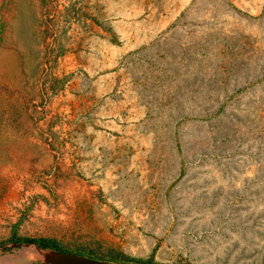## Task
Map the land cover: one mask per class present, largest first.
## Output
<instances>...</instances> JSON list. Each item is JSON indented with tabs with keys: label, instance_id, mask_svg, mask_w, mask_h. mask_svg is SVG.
Returning <instances> with one entry per match:
<instances>
[{
	"label": "rangeland",
	"instance_id": "1",
	"mask_svg": "<svg viewBox=\"0 0 264 264\" xmlns=\"http://www.w3.org/2000/svg\"><path fill=\"white\" fill-rule=\"evenodd\" d=\"M115 255L264 264V0H0V264Z\"/></svg>",
	"mask_w": 264,
	"mask_h": 264
},
{
	"label": "trees",
	"instance_id": "2",
	"mask_svg": "<svg viewBox=\"0 0 264 264\" xmlns=\"http://www.w3.org/2000/svg\"><path fill=\"white\" fill-rule=\"evenodd\" d=\"M14 243L36 244L44 249H51L62 253H68V251H66L59 242L49 238H21V239L19 238V239H15ZM112 258H113L112 260H116L123 264H155L152 258L146 261L138 260L127 255H115ZM33 264H53V263L37 262Z\"/></svg>",
	"mask_w": 264,
	"mask_h": 264
},
{
	"label": "water",
	"instance_id": "3",
	"mask_svg": "<svg viewBox=\"0 0 264 264\" xmlns=\"http://www.w3.org/2000/svg\"><path fill=\"white\" fill-rule=\"evenodd\" d=\"M14 245H22V243H14ZM24 245H29V244H24ZM22 250L21 251H19V255H21L22 254ZM62 253V252H61ZM61 264H103L102 262H100V261H98V260H96V259H92V258H90V259H83V260H79V261H76V262H74V263H69V262H66V263H61Z\"/></svg>",
	"mask_w": 264,
	"mask_h": 264
}]
</instances>
